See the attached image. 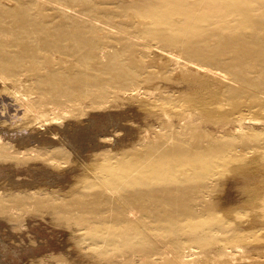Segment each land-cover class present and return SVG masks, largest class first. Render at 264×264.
I'll return each instance as SVG.
<instances>
[{
	"label": "rangeland",
	"instance_id": "rangeland-1",
	"mask_svg": "<svg viewBox=\"0 0 264 264\" xmlns=\"http://www.w3.org/2000/svg\"><path fill=\"white\" fill-rule=\"evenodd\" d=\"M211 2L215 0H0V80L21 99L0 87V264H168L166 254H142L161 245L188 254L187 264L264 263L256 245L264 243L260 213L253 214L251 228L244 226L246 215L237 217L241 225L230 219L218 223L198 218L182 226L181 214L164 209L161 220L127 224L113 207L116 199H128L136 177L163 171L159 179L176 189L194 186L190 205L197 211L202 210L197 205L205 189L215 200L204 203L221 197L233 210L251 206L264 188V168L255 156L240 164L233 177L221 174L209 158L202 166L197 163L199 157L229 147H264V112L256 113L254 123L243 124L237 116L257 101L264 73L257 76L246 64L232 67L234 81L222 84L213 73L196 72L183 63L199 49L208 52L219 42V34H226L217 25L205 27L200 37L187 31L194 26L192 16ZM173 6L193 13H172ZM250 16L257 18L259 27L250 30L245 42L264 51V8ZM62 33L68 42L54 38ZM54 103L60 109L56 115L47 114V124H37L23 112L26 104L45 109ZM60 140L67 145L64 149ZM104 187L116 193L110 197ZM37 201L46 212L35 209ZM49 207L59 208L58 219L48 213ZM62 210L70 211V222ZM81 215L89 216V222L77 221ZM133 225L142 226L137 228L141 234L130 236ZM203 226L216 236L212 250L209 239L191 240L185 234L194 229L205 233ZM258 229L257 239L251 238L248 233ZM241 233L249 237L239 254L233 238Z\"/></svg>",
	"mask_w": 264,
	"mask_h": 264
},
{
	"label": "bare ground",
	"instance_id": "bare-ground-1",
	"mask_svg": "<svg viewBox=\"0 0 264 264\" xmlns=\"http://www.w3.org/2000/svg\"><path fill=\"white\" fill-rule=\"evenodd\" d=\"M162 1V0H161ZM155 2V0H154ZM157 2V1H156ZM190 2V1H189ZM153 3V2H152ZM154 8L155 6L152 5ZM158 7V5L156 6V8ZM162 7V5L160 6ZM258 7H263L264 8V0H215V2H211L209 3L206 8L204 9L203 12H200V14L198 15H193V21H194V26L191 27V29H187V31L189 30L190 33L194 36H198L200 37L202 33H200L205 27L207 26H212V25H217L218 28L226 33V34H218L220 35V39L219 42L214 46H211L208 50V52H204L202 51V49L198 51L197 54H193L192 57H188V58H184V64H188L190 66V68H192L193 70H195L196 72H207V73H213V75L216 76V79L219 80L218 82L220 83H226L227 80L231 81L230 83H232L233 80V75L232 72L230 71V68L232 67H239L240 65H244L246 64L249 68L252 69L253 72L257 73V76H260L262 73H264V66L261 65L262 63H264V51L263 50H256L255 46H248L245 42V39L249 36L250 30L252 31L253 29H256V27L258 28L259 26L257 25V22L259 23V21L256 19H254V17L252 18L250 16V13H252L254 10H256ZM149 8V7H148ZM165 8V7H164ZM158 9V8H157ZM154 9V10H157ZM179 8L176 6H173L172 9L170 10L172 13H188L191 15L193 13V10L191 8L187 9V11H179ZM149 10V9H148ZM147 10V11H148ZM159 10V9H158ZM165 13V11H164ZM157 15V14H156ZM155 15V16H156ZM141 16V15H140ZM141 19V18H140ZM145 21V20H144ZM168 23V21H167ZM261 29V28H260ZM262 30V29H261ZM59 34V33H58ZM55 36L54 38H56V41L62 40V41H67L66 39V34L62 33V35H58ZM230 34V35H228ZM258 34V33H257ZM259 35V34H258ZM60 36H62V39H60ZM77 35H75V39L77 40ZM251 37V36H250ZM253 37V36H252ZM260 36H258L259 38ZM264 37V36H263ZM83 38V37H82ZM162 39H164L163 36H161ZM262 38V37H261ZM264 40V39H263ZM191 40H186V42H188ZM66 42V43H67ZM80 42V41H79ZM175 42V41H174ZM252 42H253V38H252ZM250 42V43H252ZM71 44V42H69ZM254 43V42H253ZM55 44V43H53ZM53 44H49L47 46L51 47ZM88 44V43H87ZM215 44V43H214ZM262 44V43H261ZM146 47L150 48V45H148V43L145 45ZM144 46V47H145ZM71 47V46H70ZM154 47V46H153ZM181 48V47H180ZM49 50H53L52 48ZM149 50V49H148ZM156 50V49H155ZM153 51V50H152ZM151 51V53H152ZM197 51V50H196ZM171 53L172 56H175V60L176 62L179 61L178 59L180 57L173 55L172 52H168ZM178 53V52H177ZM175 53V54H177ZM53 54H55L57 57L59 54L56 52H53ZM180 54V53H179ZM61 56V55H60ZM167 56V55H166ZM59 57V56H58ZM57 57V59H58ZM171 58V55L169 56ZM177 57V58H176ZM1 58V57H0ZM61 59L63 57H60ZM169 58V59H170ZM173 58V59H174ZM182 58V57H181ZM218 59V61L220 60V63H216L213 60ZM168 59V60H169ZM172 59V60H173ZM65 60V59H64ZM157 60V59H156ZM173 60V62L175 61ZM182 60V59H181ZM170 61V60H169ZM144 62V61H143ZM261 62V64H259ZM175 63V62H174ZM168 64V63H167ZM173 64V63H172ZM171 64V65H172ZM174 67V65H173ZM244 67V66H243ZM183 68V67H182ZM179 69V68H177ZM176 69V70H177ZM245 69V68H244ZM174 70V68H173ZM237 70V69H236ZM249 70V69H248ZM175 71V70H174ZM176 75V74H175ZM179 75V74H178ZM177 75V77H178ZM205 75V74H204ZM173 76V75H172ZM201 76V75H200ZM176 77V76H175ZM262 77V76H261ZM180 78V77H179ZM172 79V78H171ZM175 79V78H174ZM181 80V79H179ZM243 80V79H242ZM4 79L0 80V87H3L5 89V91L9 94H11L15 100H20L19 96H16L15 92H12V88L8 87L7 83L3 82ZM28 81V80H27ZM175 81V80H173ZM7 82V81H6ZM180 82V81H179ZM131 83V82H130ZM240 83V82H239ZM237 83V84H239ZM201 84V83H200ZM243 84V83H242ZM241 84V85H242ZM253 84V83H252ZM183 85V84H182ZM221 85V84H220ZM223 87V86H222ZM237 87V86H236ZM251 87V86H250ZM257 87V85H256ZM256 87L254 89H256ZM219 89V87H217ZM221 88V86H220ZM253 88V87H252ZM258 88H260V90L257 92L258 93V98L257 101H255V99L250 100L253 101L250 106H247L248 108H244L243 112H240L238 116V120H240L241 123H251L252 120H257L258 118L256 117V113H260V111L264 112V88H261L258 86ZM114 89V88H113ZM237 89V88H236ZM247 89V88H246ZM251 89V88H250ZM249 89V90H250ZM181 90V87H180ZM4 91V92H5ZM223 91V90H222ZM256 91V90H255ZM172 92V90H171ZM66 93V92H65ZM251 93V92H250ZM250 93L248 95H250ZM256 93V95H257ZM162 94V93H161ZM245 94V93H244ZM252 94V93H251ZM124 95V94H123ZM231 95V94H230ZM229 95V96H230ZM233 95V94H232ZM243 95V94H242ZM255 95V93H254ZM24 96V95H23ZM28 96V95H27ZM106 95H104L105 97ZM253 96V95H252ZM251 96V97H252ZM234 97V96H231ZM239 97V96H238ZM237 97V98H238ZM241 97V96H240ZM250 97V98H251ZM113 98V97H112ZM243 98V97H242ZM249 98V97H248ZM23 99V98H22ZM41 99V98H40ZM155 99V98H154ZM227 99V98H226ZM246 98H244L243 102L245 101ZM30 100V99H29ZM187 100V99H186ZM234 100V98L232 99ZM236 100V98H235ZM234 100V101H235ZM241 100V101H242ZM247 100V99H246ZM113 101V100H112ZM232 101V102H234ZM239 101V98H238ZM237 100L236 102L239 103ZM250 101H246L247 104L248 102L250 103ZM23 102V100H22ZM29 102V101H28ZM224 102V101H223ZM220 103V102H219ZM222 103V102H221ZM24 104V103H23ZM22 104V105H23ZM31 104V103H30ZM30 104H26L23 106V112L24 114L28 113L31 117V119H33L34 121H37V124L43 125L47 122L48 118H47V114H49V112L53 114H55L54 112H56L59 107L58 104L54 103L53 106H47L44 109V106L41 108H34L33 105ZM69 104V103H68ZM242 104V102H241ZM19 105V104H18ZM61 105V104H60ZM173 105V104H172ZM222 105V104H220ZM225 105V104H224ZM238 104H232V106L236 107ZM245 105V104H244ZM66 106V105H65ZM188 106V105H187ZM231 106V107H232ZM240 105H238L237 109L239 108ZM242 106V105H241ZM179 107V106H178ZM224 106L221 107V109H223ZM232 107V108H234ZM244 107V106H242ZM6 108V107H5ZM65 109V107H63ZM162 108V107H160ZM166 108V107H165ZM60 109V108H59ZM62 109V108H61ZM174 109V108H173ZM177 109V107H176ZM186 109V108H185ZM191 109V108H190ZM226 109V108H225ZM224 109V110H225ZM228 109V108H227ZM235 111L236 108H234ZM19 110V109H18ZM219 110V109H218ZM239 110V109H238ZM242 110V108H241ZM249 112H248V111ZM64 111V110H63ZM160 111V110H159ZM174 111V110H173ZM178 111V110H177ZM222 111V110H220ZM230 111V110H229ZM233 111V110H232ZM22 112V111H21ZM68 112V111H67ZM189 113V112H187ZM223 115L226 114L227 112L222 111L221 112ZM251 113V114H250ZM22 114V113H21ZM27 114V115H28ZM177 114V113H176ZM190 114V113H189ZM235 114H237L235 112ZM250 114V115H249ZM264 114V113H263ZM50 115V114H49ZM56 115V114H55ZM167 115V114H166ZM226 115H230V114H226ZM221 116V115H220ZM218 116V118L220 117ZM225 116V115H224ZM223 116V117H224ZM235 116V115H234ZM28 117V116H27ZM228 117V116H227ZM56 117H52V119H54ZM168 118V117H167ZM232 118V117H230ZM237 118V117H236ZM51 119V118H50ZM49 119V120H50ZM174 119V117H173ZM226 119V118H225ZM234 120V119H232ZM236 120V119H235ZM234 120V121H235ZM163 121V120H162ZM170 121V120H169ZM237 121V120H236ZM260 121V120H259ZM239 122V121H238ZM253 122V121H252ZM254 123V122H253ZM260 123V122H259ZM216 124V123H215ZM261 124V123H260ZM247 125V124H246ZM245 125V126H246ZM249 125V124H248ZM256 125V122H255ZM263 125V124H262ZM261 125V126H262ZM237 127V126H236ZM226 128V127H225ZM246 128V127H245ZM249 128H251L249 126ZM48 129V128H47ZM243 128L240 127L239 131L243 132ZM238 131V129L236 130ZM252 131V130H251ZM209 132V131H208ZM234 132V131H233ZM224 133V132H223ZM236 133V132H235ZM256 133V132H255ZM210 134V133H209ZM220 134V132H219ZM257 134V133H256ZM260 134V133H259ZM258 134V135H259ZM262 134V133H261ZM260 134V135H261ZM180 135V134H179ZM56 136V135H55ZM178 136V135H177ZM181 136V135H180ZM203 136V135H202ZM208 136V135H206ZM211 136V135H210ZM233 136V135H232ZM240 136V135H239ZM246 136V135H245ZM212 137V136H211ZM56 138V137H55ZM256 138V137H255ZM187 139V138H186ZM257 139V138H256ZM52 140V139H51ZM175 141V140H174ZM181 141V140H180ZM179 142V141H178ZM186 142V141H185ZM191 142V141H190ZM245 143V141H244ZM257 143V142H256ZM191 144V143H190ZM246 144V143H245ZM58 145L61 146L62 148L64 146L67 145H63V141L60 140L58 142ZM187 145V144H186ZM248 146V145H247ZM245 147V146H239L237 148H226V149H222L219 150L217 153H213L212 155L207 157L202 156L199 157L197 160L198 164H202V161L206 160L209 158V161H211L213 164L217 165V168H219V170H222L221 174H228L229 176L233 177L235 176V174H237V170H238V166L240 164H243L245 162H247L248 158H252L254 159V156L257 160H259L262 164V168H264V152L260 153V155H258L257 151L259 150H263V148L261 149H257L259 147H257L256 145H254L253 147ZM182 147V146H181ZM64 149V148H63ZM3 150V149H2ZM183 150V149H182ZM261 150V151H262ZM66 152V151H65ZM199 152V151H198ZM208 153V152H207ZM179 154V153H178ZM177 154V156H179ZM37 155V154H36ZM204 155V154H203ZM210 155V154H209ZM258 155V156H257ZM214 156V157H213ZM181 157V156H179ZM211 157V158H210ZM54 158V157H53ZM174 158V157H173ZM180 159V158H178ZM183 160V157L181 158V161ZM194 160V158H193ZM158 162V161H155ZM196 163V162H195ZM204 163V162H203ZM206 164V163H205ZM209 164V163H208ZM203 165V164H202ZM201 165V166H202ZM184 166V165H183ZM208 166V165H205ZM251 166V165H250ZM185 167V166H184ZM199 167V165H198ZM209 168V166H208ZM215 168V166H214ZM205 169V168H204ZM203 169V170H204ZM200 172H202L200 170ZM166 172H162L161 174H157L154 173L153 176H142V177H136V179L133 180L132 182V187H134L132 189V191L130 190V195L129 197H127L128 199H121V200H117L114 201L113 203L115 204V210L117 211V213L121 214L123 222L124 223H136V222H140L139 219H145V218H151L153 221H157V220H161L163 218H165V212L162 210H167L170 212H175L177 211L179 214H181L183 216L182 220L180 221V225L184 226V225H193L195 224V222L198 220V218H200L202 220V222H218V223H223L226 221V219H230L229 221H232L236 224V222H239V224L241 223H245L244 226L245 228H248L249 226H254V222L252 219L253 218V214L254 213H260L262 218H261V225H263L262 227L264 228V188L260 189L255 195V200L254 203L251 206H241L239 208L233 209L232 208H228V204L226 202L225 199H222L220 197L221 200H219L218 202H214L213 200H215V198L213 199L212 197H210V193L207 192V190H203L201 193V196L199 197V199L201 201H203L202 203H198L197 206L201 207V211H197L194 210L193 207L191 208V201H194L195 198L193 195H195V190H194V186L193 188H190L189 190L186 189H176L175 186L173 187L171 184H167L162 182L161 179H159L160 177L163 176V174H165ZM205 174V173H204ZM144 175V174H142ZM203 175V173H202ZM201 175V176H202ZM233 175V176H232ZM197 176V175H196ZM225 176V175H224ZM243 176V175H242ZM145 177L148 178L145 181ZM151 177V178H150ZM190 177V176H189ZM167 178V177H165ZM169 178V177H168ZM198 178V177H197ZM236 178V177H235ZM239 178V177H237ZM153 179H155V184L152 183ZM179 179V178H178ZM193 179V178H192ZM144 180V181H143ZM170 180V179H169ZM168 180V182H169ZM177 180V179H176ZM190 180V179H188ZM196 180V179H195ZM164 181V180H163ZM166 181V180H165ZM171 181V180H170ZM180 181V180H179ZM178 181V182H179ZM220 181V180H219ZM223 181V180H222ZM167 182V181H166ZM100 183V182H99ZM213 183V182H212ZM222 183V182H221ZM98 184V183H97ZM100 185V184H98ZM205 185V184H204ZM210 186V185H209ZM212 186V185H211ZM143 187V188H142ZM98 188H100L98 186ZM222 188V187H221ZM50 190V189H49ZM217 190V189H216ZM104 193H106L108 196H112V194L114 195V193H116L114 190H111L110 188L104 187ZM213 196V195H212ZM109 197V198H110ZM214 197V196H213ZM218 197V195H217ZM251 197V196H250ZM209 199H213L210 201H213V204H206L204 203V200H206V202H208L207 200ZM105 200V199H103ZM198 200V199H197ZM108 202L110 204V207L112 206V203L110 201V199H108ZM43 206H41V203L37 201V203H35V209L36 210H42L45 211V209H47V207L42 208ZM82 205H79V208L82 209ZM50 208V207H49ZM85 207H83L84 209ZM198 208V207H197ZM59 208H50V210L48 211L49 214L52 215H56L57 216V210ZM109 209V208H108ZM189 209H191V211L193 212H189ZM161 210V211H158ZM79 211V210H78ZM154 211H156L154 213ZM46 212V211H45ZM197 214H196V213ZM202 212V216L199 215V213ZM63 218L66 219V221L70 222L72 219H67L70 214V211H63ZM81 213H83L81 211ZM94 213V212H93ZM151 215H150V214ZM199 215V216H198ZM242 215H246L247 218L245 217V220L243 222L239 221L237 219L238 216H242ZM82 216V215H81ZM91 216V215H90ZM97 216V215H96ZM234 216V217H233ZM89 217V216H88ZM86 216H82L81 218H77V221H85V222H89V219ZM231 217V218H229ZM54 218V217H53ZM61 220L62 218L59 217ZM58 219V216H57ZM59 219V220H60ZM125 219V220H124ZM238 220V221H237ZM263 220V221H262ZM58 221V220H56ZM92 222V221H91ZM99 223L98 224H102L103 221H101V218H99ZM118 222V221H117ZM227 222V221H226ZM240 224V225H241ZM198 225V224H197ZM260 225V226H261ZM258 226V225H257ZM238 227V226H237ZM241 227V226H240ZM134 229V234L130 235V236H136L139 235L141 233V231L137 230L141 229L142 226L139 225H133V227H131L130 229ZM144 228V227H143ZM147 228V227H146ZM145 228V229H146ZM203 230L201 231H205V233H200L198 232V227L194 230L189 231L188 233H185L186 236H188L191 240L192 237H197L200 236L201 239H209V241H212L213 244H211L210 250H212L215 247V242H216V236L214 235L213 230H211L210 232H207V228L205 226H203ZM251 228V227H249ZM256 228V227H255ZM129 229V230H130ZM144 229V230H145ZM242 229V228H241ZM245 230V229H244ZM117 232V230H116ZM259 233V229L258 230H253L252 232L248 233L249 236L258 237V233ZM146 233V232H145ZM228 233V232H227ZM169 234V233H168ZM149 235V234H148ZM229 235V234H228ZM227 235V236H228ZM262 235V234H260ZM95 236V235H94ZM248 235L245 237V235L243 233H241L238 236H235L233 238L234 240V244L233 246L236 247V249H242L244 248V246H242L241 244H245L246 242V238L249 237ZM153 237V236H152ZM229 238L230 235L228 236ZM261 237V236H260ZM229 238H227L229 240ZM257 239V238H256ZM226 240V239H225ZM254 242V241H253ZM231 243V242H230ZM233 243V242H232ZM227 244V243H226ZM229 244V243H228ZM169 245V244H168ZM208 245V244H207ZM251 245V243H250ZM254 245V244H253ZM256 245L258 246L259 249H262L263 252H261L262 258H264V243H256ZM247 246V245H246ZM182 247V246H181ZM172 248V247H171ZM180 248V247H178ZM154 251H147L148 255L145 251H142L143 256H145L146 258L149 256L151 257L154 254H157L156 256L160 255L163 256L164 254H166L168 258L167 263L168 264H187L184 260V255H180L178 254L179 252L176 250V248L172 249H168L166 248V246L161 245V246H157L156 248H154ZM248 247H247V251H248ZM251 249V248H250ZM184 250V249H183ZM225 250V248H224ZM229 250V249H228ZM236 250V252H237ZM183 252V251H182ZM192 252V251H191ZM219 252V250H218ZM222 252V251H221ZM229 252V251H227ZM239 252V250H238ZM243 252V251H242ZM241 252V253H242ZM253 252V251H252ZM171 253V254H170ZM181 253V252H180ZM184 253V252H183ZM181 253V254H183ZM212 253V252H211ZM234 252H231L230 254H232ZM104 254V253H103ZM173 254V255H172ZM191 254V253H190ZM221 254V253H220ZM240 254V252H239ZM175 255V256H174ZM192 255V254H191ZM196 255V254H195ZM210 255V253H209ZM101 256V255H100ZM215 256V255H214ZM212 256V257H214ZM185 257L188 258V254L187 256L185 255ZM196 257V256H195ZM211 257V258H212ZM161 258V257H160ZM185 258V259H187ZM232 258V256H231ZM247 258V257H245ZM259 258V257H257ZM153 259V258H152ZM151 259V260H152ZM193 259V258H192ZM233 259V258H232ZM210 260V259H209ZM217 260V259H216ZM257 259L255 264H264L262 262V260ZM187 261V260H186ZM206 261V260H205ZM211 261V260H210ZM227 261V260H226ZM230 262V261H229ZM232 262V261H231ZM246 262V261H245ZM260 262V263H259ZM239 263V262H237ZM248 263V262H247ZM166 264V263H165ZM230 264V263H229Z\"/></svg>",
	"mask_w": 264,
	"mask_h": 264
}]
</instances>
